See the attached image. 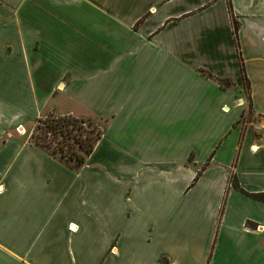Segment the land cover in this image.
<instances>
[{"label":"crops","instance_id":"1","mask_svg":"<svg viewBox=\"0 0 264 264\" xmlns=\"http://www.w3.org/2000/svg\"><path fill=\"white\" fill-rule=\"evenodd\" d=\"M50 105L107 120L76 171L20 131ZM231 178L264 194V0H0V264H264Z\"/></svg>","mask_w":264,"mask_h":264},{"label":"trees","instance_id":"2","mask_svg":"<svg viewBox=\"0 0 264 264\" xmlns=\"http://www.w3.org/2000/svg\"><path fill=\"white\" fill-rule=\"evenodd\" d=\"M228 9H229V16H230V22L232 26V32L234 36V42L237 48L238 52V62H239V68L240 72L242 75V81L244 85L247 88V80L245 78L244 74V67H243V62L240 56L239 52V45L237 43V32H238V26L237 22L235 21L232 11H231V6L228 4ZM201 74L206 77L207 79L214 80L217 82V84L220 86L222 89H229L232 85L230 80H220L217 79L213 76H211L209 73L201 70ZM37 132L39 133V136L35 137L34 140H30V143L36 147L43 148V149H49V145L53 144L54 148L51 153H47L49 157L55 158L56 154H59L58 161L62 164L61 162L63 159H68L69 161L75 162V167L69 168L70 170L76 171L81 167L84 163L86 158L92 153L96 143L100 140L101 135L103 131L106 128L107 120H105V127L103 128H98L97 125L88 128L91 124L89 121H84V120H78L75 119L71 116H58L54 117L50 115L49 118L45 120L38 119L37 121ZM87 122V128L89 129L88 131L84 132V138L80 140H74V145H78L77 150H75L74 146H71L68 143V140L71 139L72 137L74 138L75 136H72V133L75 131H80L82 129V125ZM97 128V129H96ZM34 138V135H32ZM57 138H60V140L56 141ZM52 146V145H51ZM198 175L195 177L194 181H196ZM230 184L233 188L238 189L246 198L262 203L264 204V194H249L244 192L243 190L239 189V187L236 184L235 178H231Z\"/></svg>","mask_w":264,"mask_h":264},{"label":"rangeland","instance_id":"3","mask_svg":"<svg viewBox=\"0 0 264 264\" xmlns=\"http://www.w3.org/2000/svg\"><path fill=\"white\" fill-rule=\"evenodd\" d=\"M244 89H246V86L244 87ZM59 108H60L61 112H65L70 107H68V105H66L65 103H62ZM50 115H52L54 117L61 116V114L57 113L53 109V106L50 105L48 108H46L44 110L43 116L41 118H39V119L45 120V119L49 118ZM75 119L89 121V123L91 125L88 126V128H90V129H91V127H93L95 125H97L98 128L101 129V128L105 127V124H106L105 123V119H100V118H97V117H95V116H93L91 114H86V113H81L80 117H76ZM36 121L34 123H32V124H28L26 126H23L22 130H20L21 132L23 131V134L25 135V138L27 140H29V141L30 140H34L36 136L37 137L39 136V133L36 130V128H37L36 127L37 126V122ZM255 121H256V119L252 116L250 109L247 110L245 115H244V117H243V119H242V123H252V122H255ZM87 124L88 123L85 122L84 125H82V129L80 131H77V132L74 131L72 133L71 137L72 136H75V137L74 138L72 137L71 139L68 140V143L71 146H74L75 150H77L78 145L77 144L74 145L75 144L74 140H80V139L84 138V132L89 130L87 128ZM32 135H34V138L32 137ZM58 140H60V138H57L56 141H58ZM51 145L48 146L49 149H43V148H40V149L43 152H45L46 155H47V153H51L53 148H54V145L53 144H51ZM58 158H59V154H56L54 159H56L58 161ZM61 162H63L64 163L63 165H65L66 167H69V168L75 167V162L69 161L66 158L63 159ZM202 225L204 226V224H202ZM210 246H211L210 244H209V246H207V244L204 242V240H203V242L199 241V243H197L196 241H193L192 243L188 244L186 246V248H187L186 256L182 255L183 257L180 258L181 264H199L201 259L204 260V258L206 257V255L209 252L212 253L213 249L211 250ZM215 247H217L216 251L218 253V256L219 255H223V257H225V255L231 254L233 252V247L230 244L226 243L225 240L220 241V243L217 244V245L215 244L214 249H215ZM205 249H206V251H205ZM203 255H205V257H203ZM225 258H227V257H225ZM237 264H241V263H237Z\"/></svg>","mask_w":264,"mask_h":264},{"label":"built area","instance_id":"4","mask_svg":"<svg viewBox=\"0 0 264 264\" xmlns=\"http://www.w3.org/2000/svg\"><path fill=\"white\" fill-rule=\"evenodd\" d=\"M71 231V229H69Z\"/></svg>","mask_w":264,"mask_h":264}]
</instances>
